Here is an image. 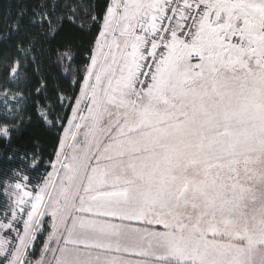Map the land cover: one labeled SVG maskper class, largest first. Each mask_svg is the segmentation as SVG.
Returning <instances> with one entry per match:
<instances>
[{
  "label": "snow or ice",
  "instance_id": "1",
  "mask_svg": "<svg viewBox=\"0 0 264 264\" xmlns=\"http://www.w3.org/2000/svg\"><path fill=\"white\" fill-rule=\"evenodd\" d=\"M0 264H264V0H0Z\"/></svg>",
  "mask_w": 264,
  "mask_h": 264
}]
</instances>
